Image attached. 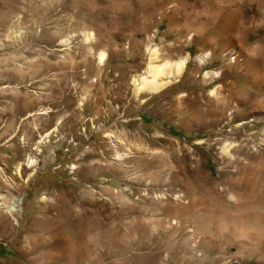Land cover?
I'll return each mask as SVG.
<instances>
[{"label":"rangeland","instance_id":"obj_1","mask_svg":"<svg viewBox=\"0 0 264 264\" xmlns=\"http://www.w3.org/2000/svg\"><path fill=\"white\" fill-rule=\"evenodd\" d=\"M78 1L0 0V264H264V50L138 91L173 4L118 43Z\"/></svg>","mask_w":264,"mask_h":264},{"label":"crops","instance_id":"obj_2","mask_svg":"<svg viewBox=\"0 0 264 264\" xmlns=\"http://www.w3.org/2000/svg\"><path fill=\"white\" fill-rule=\"evenodd\" d=\"M242 3L243 0H79L77 5L89 19L99 20L103 31L111 28L109 35L111 34V38H117L115 41L109 39L111 42L121 43L123 40L137 37H140L141 42L142 37L149 32L148 24L153 15L162 12L167 4H173L171 12L164 16L167 34L173 36L175 53L181 54L185 51L180 57L188 58L186 68L193 56H208L211 58V65L216 64L223 70V73L215 72L225 77V74L231 73L233 66L230 68L220 62L214 57V52L239 50L249 53L250 69L247 76L256 80L261 70L257 68L260 61L254 56L256 51L264 50V22L261 16L245 15ZM109 19L110 24L107 23ZM113 20H116V24ZM135 42L138 43V40ZM202 58H199L200 63L204 62ZM260 68L262 69L261 66ZM236 71L238 70L235 67L232 72ZM183 73L176 81H181ZM191 73L194 74V71ZM235 78L239 79L235 82H239L245 77L237 74ZM242 83L243 81L239 82ZM233 86L237 88L236 83H233ZM257 101H252L253 107L259 105Z\"/></svg>","mask_w":264,"mask_h":264},{"label":"bare ground","instance_id":"obj_3","mask_svg":"<svg viewBox=\"0 0 264 264\" xmlns=\"http://www.w3.org/2000/svg\"><path fill=\"white\" fill-rule=\"evenodd\" d=\"M105 56L106 55L104 54V52H102L100 54V60L103 61L105 59ZM158 58H159L158 50L156 48L151 49L149 66L147 69L148 74L147 73L136 74L133 78V82L138 91H142V90L158 91L163 87L171 84L172 79H170L169 77L180 76L184 72V69L186 68L187 59H188L186 56H183L174 61L166 60L161 62L159 59L160 63H158L157 62ZM165 76H168V78H165ZM215 76H219V72H216ZM47 111H48L47 109H43L39 111V113H46ZM48 135H50V132L47 133V136ZM225 150L227 152L226 148ZM1 188H2V183L0 179V190ZM19 202H21V198L18 199V203ZM18 210H20V208L17 203H13L8 206H5L3 202H0L1 214L6 213L7 215L11 216L13 212Z\"/></svg>","mask_w":264,"mask_h":264}]
</instances>
